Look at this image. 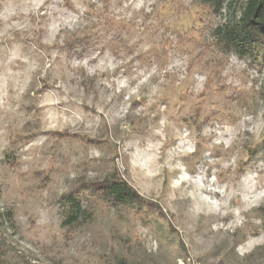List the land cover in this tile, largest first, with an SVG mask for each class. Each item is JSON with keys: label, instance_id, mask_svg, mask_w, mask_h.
<instances>
[{"label": "rangeland", "instance_id": "1", "mask_svg": "<svg viewBox=\"0 0 264 264\" xmlns=\"http://www.w3.org/2000/svg\"><path fill=\"white\" fill-rule=\"evenodd\" d=\"M242 3L0 0L1 264H264V47L215 33ZM116 174L153 206L86 187Z\"/></svg>", "mask_w": 264, "mask_h": 264}, {"label": "trees", "instance_id": "2", "mask_svg": "<svg viewBox=\"0 0 264 264\" xmlns=\"http://www.w3.org/2000/svg\"><path fill=\"white\" fill-rule=\"evenodd\" d=\"M214 13L220 11L226 0H198ZM217 40L225 50L240 56L251 55L255 46L264 47V0H243L242 7L232 20L215 29ZM91 188L96 194L112 206L139 205L152 207L127 181L118 174L106 178ZM162 213V211H160ZM1 264V257H0ZM184 264H189L185 262Z\"/></svg>", "mask_w": 264, "mask_h": 264}]
</instances>
